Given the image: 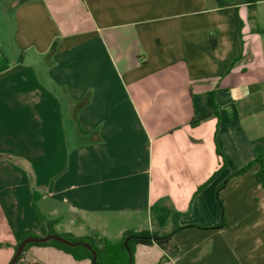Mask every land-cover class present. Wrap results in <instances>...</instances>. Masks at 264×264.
<instances>
[{
    "label": "crops",
    "instance_id": "1",
    "mask_svg": "<svg viewBox=\"0 0 264 264\" xmlns=\"http://www.w3.org/2000/svg\"><path fill=\"white\" fill-rule=\"evenodd\" d=\"M260 155L264 0H0V264L176 224L135 263L264 264Z\"/></svg>",
    "mask_w": 264,
    "mask_h": 264
},
{
    "label": "trees",
    "instance_id": "2",
    "mask_svg": "<svg viewBox=\"0 0 264 264\" xmlns=\"http://www.w3.org/2000/svg\"><path fill=\"white\" fill-rule=\"evenodd\" d=\"M211 116V113L198 117L192 121V125H198L200 122L206 120ZM257 166L258 172L256 174V180L260 183L264 189V156L260 155L257 156L252 162L247 164L241 170L235 173V175L244 174L250 168ZM216 201L221 214H223V202L219 196V191L216 194ZM179 216H177L178 218ZM40 219L45 221L48 226L51 225V222L42 218ZM192 227H199V226H192ZM182 227L176 224L175 229L167 234H161L155 231H141V232H128L124 238L118 243H112L104 239H100L97 236H91L81 239H75L70 236H62L65 239H68L72 242H86L90 246H92L93 250L97 254V264H136L135 263V248L137 245L143 246H153L157 245L160 248L167 250L171 247L172 240L174 235L180 231ZM127 238H130L128 241L129 250L125 247V241ZM21 242H19L14 250L16 251L17 247ZM32 246H53L58 250H62L68 254H70L75 260L82 261V260H90L92 264L93 254L90 250L85 248L84 246L78 247H69L64 244H61L57 241H49L47 243H40V244H28L23 253L21 254L20 258L18 259L17 263L23 258L24 253ZM1 247V245H0ZM15 254V253H14Z\"/></svg>",
    "mask_w": 264,
    "mask_h": 264
},
{
    "label": "water",
    "instance_id": "3",
    "mask_svg": "<svg viewBox=\"0 0 264 264\" xmlns=\"http://www.w3.org/2000/svg\"><path fill=\"white\" fill-rule=\"evenodd\" d=\"M130 238H127L125 241V247L127 248V250H129V246H128V241ZM49 241H57L61 244H64L66 246L69 247H78V246H84L85 248H87L88 250H90L93 254V260H92V264H97V254L96 252L93 250L92 246H90L88 243L86 242H72L68 239H65L62 236L56 235V234H49L45 237H34V236H29L24 238L21 243L19 244V246L17 247L14 256L12 257L11 261L9 264H16L18 259L20 258L21 254L23 253L25 247L28 244H40V243H47Z\"/></svg>",
    "mask_w": 264,
    "mask_h": 264
},
{
    "label": "rangeland",
    "instance_id": "4",
    "mask_svg": "<svg viewBox=\"0 0 264 264\" xmlns=\"http://www.w3.org/2000/svg\"><path fill=\"white\" fill-rule=\"evenodd\" d=\"M18 264H40L35 261L33 257H30L28 253H24L23 258L18 262Z\"/></svg>",
    "mask_w": 264,
    "mask_h": 264
}]
</instances>
